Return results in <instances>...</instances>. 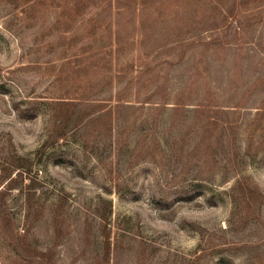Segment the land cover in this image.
<instances>
[{
  "label": "rangeland",
  "instance_id": "1",
  "mask_svg": "<svg viewBox=\"0 0 264 264\" xmlns=\"http://www.w3.org/2000/svg\"><path fill=\"white\" fill-rule=\"evenodd\" d=\"M0 264H264V0H0Z\"/></svg>",
  "mask_w": 264,
  "mask_h": 264
}]
</instances>
